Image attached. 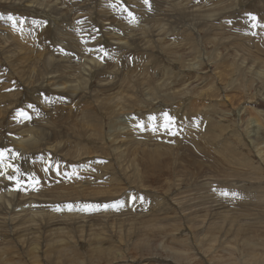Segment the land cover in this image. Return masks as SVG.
Segmentation results:
<instances>
[{
    "label": "rangeland",
    "instance_id": "rangeland-1",
    "mask_svg": "<svg viewBox=\"0 0 264 264\" xmlns=\"http://www.w3.org/2000/svg\"><path fill=\"white\" fill-rule=\"evenodd\" d=\"M0 184V264H264V0H0Z\"/></svg>",
    "mask_w": 264,
    "mask_h": 264
},
{
    "label": "bare ground",
    "instance_id": "bare-ground-1",
    "mask_svg": "<svg viewBox=\"0 0 264 264\" xmlns=\"http://www.w3.org/2000/svg\"><path fill=\"white\" fill-rule=\"evenodd\" d=\"M23 1V0H22ZM194 11V10H193ZM23 41V40H22ZM148 42V41H147ZM123 43H126V42H123ZM122 43V44H123ZM121 43H120V45H122ZM89 56V55H88ZM24 59L26 60V56L24 57ZM22 60V59H21ZM29 60V59H28ZM93 60V62H94V59H89L88 61H87V64H90L91 63V61ZM95 63V62H94ZM28 68V67H27ZM31 68V67H30ZM35 68V67H34ZM29 69V68H28ZM33 69V68H32ZM62 86L64 85V83L63 84H61ZM67 88H72V89H69L68 91L70 92H73L75 89H74V87L75 86H66ZM66 87H64V88H66ZM122 100V99H121ZM124 101V100H123ZM118 102H120L119 100H118ZM125 102V101H124ZM120 104V103H119ZM126 108V107H125ZM123 109V108H122ZM259 124V123H258ZM17 125V124H16ZM20 129V128H19ZM18 131V130H17ZM27 131L28 132H31V130H29V129H27ZM138 134V133H137ZM137 136H139V134L137 135ZM20 138V137H19ZM18 138V139H19ZM119 138V137H118ZM46 139V138H45ZM19 142L20 143H23L24 141H20L19 140ZM121 143H124L123 141H120ZM19 143V144H20ZM36 143V142H35ZM34 144V143H33ZM16 145V144H15ZM14 145V146H15ZM20 145H24V144H20ZM40 145V144H39ZM17 146V145H16ZM19 146V145H18ZM20 147V146H19ZM28 147V146H27ZM53 147H55V146H53ZM12 148V147H11ZM20 148H22V147H20ZM51 148V147H50ZM57 148V147H56ZM55 148V149H56ZM24 150L26 149V146H25V148H23ZM47 151V150H46ZM22 162H24V161H22ZM21 163V162H20ZM23 164V163H22ZM26 165V164H25ZM8 167V166H7ZM6 167V168H7ZM13 167H16L15 165L13 166ZM13 169V168H12ZM5 170V169H4ZM9 170V169H8ZM21 170V169H20ZM6 172V171H5ZM10 172V171H9ZM17 176V175H16ZM7 177V176H6ZM16 181V180H15ZM15 181L14 182H11L10 183V185H14V183H15ZM4 184V183H3ZM2 184V185H3ZM0 186H1V184H0ZM6 186V185H5ZM8 187V186H7ZM6 187V189H8ZM5 188V187H4ZM0 191H1V189H0ZM8 191V190H7ZM9 193H11V191H8ZM8 198V197H7ZM31 204V203H30ZM18 213V212H17ZM3 214V213H2ZM30 215V214H29ZM31 217V216H30ZM14 218V217H13ZM33 218V217H32ZM12 220H14V219H12ZM35 220V219H34ZM27 222V220L26 219H24V220H22L20 223L21 224H24V223H26ZM48 224H49V228H50V232H53V235H57V234H59L58 232H57V230H62L63 231V228H56V227H58V226H61V224H62V221H60V219L58 218V217H55L54 215H50L49 216V219H48ZM64 226H65V223H64ZM66 227V226H65ZM64 227V228H65ZM25 228V227H24ZM67 229V228H66ZM61 235V234H60ZM55 240V238L54 239H52V241H53V243L55 244V243H60L61 241L60 240H57V241H54ZM11 242V241H10ZM51 244V243H50ZM58 245V244H57ZM30 249V251H31V253H28V258L29 259H35V258H38L37 257V253H36V250L38 251V248L36 247L35 248V244H34V246H32L31 248H29ZM60 250H63V249H53V251H58V252H61ZM52 251V250H51ZM39 259V258H38ZM36 260V259H35ZM36 261H38V260H36ZM5 264H10V263H5ZM13 264V263H12ZM32 264V263H31Z\"/></svg>",
    "mask_w": 264,
    "mask_h": 264
},
{
    "label": "snow or ice",
    "instance_id": "snow-or-ice-1",
    "mask_svg": "<svg viewBox=\"0 0 264 264\" xmlns=\"http://www.w3.org/2000/svg\"><path fill=\"white\" fill-rule=\"evenodd\" d=\"M145 2L147 3V0H145ZM253 19H255V18L253 17Z\"/></svg>",
    "mask_w": 264,
    "mask_h": 264
}]
</instances>
